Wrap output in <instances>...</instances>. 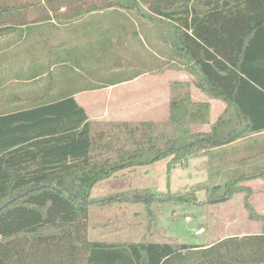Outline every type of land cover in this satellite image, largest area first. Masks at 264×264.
<instances>
[{
  "label": "trees",
  "instance_id": "16d2710c",
  "mask_svg": "<svg viewBox=\"0 0 264 264\" xmlns=\"http://www.w3.org/2000/svg\"><path fill=\"white\" fill-rule=\"evenodd\" d=\"M139 2L170 31L152 42L140 30L139 44L168 47L196 79L170 83L166 121L92 120L74 93H52L54 81L17 104L1 105L0 208L10 203L0 210V264H264V233L210 246L90 239L91 191L98 183L167 158L168 168L184 166L191 157L264 132V0H0V39L51 17L134 9ZM167 64L159 62L156 70ZM138 66L114 65L92 76L91 87L134 80L148 69ZM193 87L209 100H195ZM211 99L227 105L215 122ZM215 192H208L214 202ZM126 196L156 198L150 189Z\"/></svg>",
  "mask_w": 264,
  "mask_h": 264
},
{
  "label": "rangeland",
  "instance_id": "374dc122",
  "mask_svg": "<svg viewBox=\"0 0 264 264\" xmlns=\"http://www.w3.org/2000/svg\"><path fill=\"white\" fill-rule=\"evenodd\" d=\"M121 1L127 3V0ZM62 20L85 21L80 29L88 34L75 37L70 34L65 45L89 49L88 55L93 61V66H89L91 71L88 70L91 76L105 74L114 65L118 70L121 66L139 68V63L142 70L145 66L148 68L139 80L116 89L113 95L109 88L82 94L81 102L87 106L92 120L166 121L170 83L196 79L188 70V63L172 56L168 47L164 46L166 50H163L145 42L139 44L140 30L152 42L165 32L170 33L141 2L134 9L111 7ZM49 25L39 26L42 28L40 44H47L55 34ZM43 36L48 37L46 42ZM29 44L28 48L32 47L37 55L39 44L30 47ZM9 45L1 44L0 52L5 54ZM21 54L12 59L0 56V106L17 104L24 97L39 94L41 81L25 79L26 72L31 71L29 53ZM159 62L168 64L156 70ZM195 90L193 95L199 98ZM165 93L169 94L168 98ZM111 95L119 97V103L115 99L111 101ZM226 106V103L225 107L217 105L215 117L211 104L212 122L223 114ZM169 161L167 158L150 166L124 170L98 183L91 191L90 239L115 243L173 241L210 246L229 237L264 233V184H251L257 180L264 182L261 177L264 175V132L213 149L206 156L191 157L184 166L168 168ZM241 178L245 180L240 183ZM242 187L249 188V192L241 190ZM135 189H150L156 198L151 202L127 198L126 194ZM194 190L196 195L192 196ZM212 190L217 193L215 202L208 197ZM180 196L185 199L180 200ZM187 217L192 222H187ZM201 228L204 233L196 235V230Z\"/></svg>",
  "mask_w": 264,
  "mask_h": 264
},
{
  "label": "crops",
  "instance_id": "0c3cea01",
  "mask_svg": "<svg viewBox=\"0 0 264 264\" xmlns=\"http://www.w3.org/2000/svg\"><path fill=\"white\" fill-rule=\"evenodd\" d=\"M20 1L24 3L33 0H20ZM64 12L65 9H62L61 13ZM48 23L50 24L49 26L51 28L55 29V34L51 35L52 36L51 40L47 44H40L42 43L40 42L42 38V33L39 31H42L41 30L42 28L39 26L41 24H48ZM84 24H85L84 20H77L74 22H63L62 19L58 20L56 17H51V20L40 21L32 25H24L22 27L17 28L16 31L9 33L4 40L0 39V45L2 44L3 41H5V43L7 44L10 43V45L5 50V54H2V52H0V56H5V58L8 56L12 59L13 56H17L18 54L21 53L22 56L24 52H28L29 53L28 58L31 64V71L26 72L25 79L29 81L39 80V83L41 81V84L39 85L38 88L39 92H41V90H43L45 86H49V84L54 81L52 84V87L54 85L52 89V93H56L57 91H63V90L64 92L68 91L69 93H74V97L76 98L78 103L81 106H83L87 111V106L84 103H82L80 99L82 94L86 92L99 91L104 88H109L111 89L110 92H112L113 95L116 89L123 87V85H127V83H131L139 80V78L145 75L146 73L141 74L139 77L129 82L118 83L116 85H111L104 88L102 87L99 89H92L91 85L92 83H94V80L91 78L92 77L91 73L88 72V70L93 66V61L92 58L88 55L89 49L83 46L65 45V40L68 37H70V34L74 37L86 36L88 34L85 31L81 32L80 28L82 27L83 29ZM47 38L48 37L43 36L44 42H46ZM28 42H30L31 44L34 43L39 44L37 46L38 47L37 55H35L36 53H34L35 52L34 49L30 47L31 44H29L30 48H28L27 46ZM24 44H26V48H22ZM98 84L102 85L103 83L101 81H98ZM194 89H196L195 93H197V95L199 96V98H196L193 95V98L195 100L198 101L209 100V98L196 87L192 88V94ZM166 94L167 93H165V95ZM112 95L110 100L114 101L115 99L116 100L115 103H119L120 98L112 97ZM168 96L169 94H167L165 97L168 98ZM169 100L170 99H168L167 102L168 108H169ZM210 102L213 108L212 113L216 117L215 107L217 105H221V106L224 105L225 107V103L221 100H216V99H211ZM167 118H168V114H167ZM93 120H102V119L93 118ZM125 120H134V119L104 120V121H125ZM251 184H264V182H259V180H257Z\"/></svg>",
  "mask_w": 264,
  "mask_h": 264
},
{
  "label": "built area",
  "instance_id": "2783aa9c",
  "mask_svg": "<svg viewBox=\"0 0 264 264\" xmlns=\"http://www.w3.org/2000/svg\"><path fill=\"white\" fill-rule=\"evenodd\" d=\"M186 221H187V222H192V218H191V217H187V218H186ZM203 233H204V228L198 229V230H196V232H195L196 235H202Z\"/></svg>",
  "mask_w": 264,
  "mask_h": 264
},
{
  "label": "water",
  "instance_id": "95a60500",
  "mask_svg": "<svg viewBox=\"0 0 264 264\" xmlns=\"http://www.w3.org/2000/svg\"><path fill=\"white\" fill-rule=\"evenodd\" d=\"M8 203H10V202H8ZM8 203L5 204V205H3V206L0 208V210L4 209V208L8 205Z\"/></svg>",
  "mask_w": 264,
  "mask_h": 264
}]
</instances>
